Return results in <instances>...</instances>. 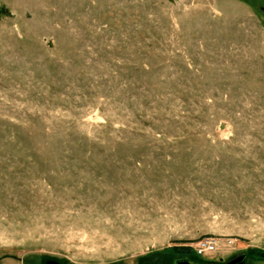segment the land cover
Wrapping results in <instances>:
<instances>
[{
  "label": "rangeland",
  "instance_id": "rangeland-1",
  "mask_svg": "<svg viewBox=\"0 0 264 264\" xmlns=\"http://www.w3.org/2000/svg\"><path fill=\"white\" fill-rule=\"evenodd\" d=\"M49 262L264 264V0H0V264Z\"/></svg>",
  "mask_w": 264,
  "mask_h": 264
},
{
  "label": "built area",
  "instance_id": "built-area-1",
  "mask_svg": "<svg viewBox=\"0 0 264 264\" xmlns=\"http://www.w3.org/2000/svg\"><path fill=\"white\" fill-rule=\"evenodd\" d=\"M216 240L211 238H203L197 241L194 251L197 255H205L206 253L212 252L216 249Z\"/></svg>",
  "mask_w": 264,
  "mask_h": 264
},
{
  "label": "water",
  "instance_id": "water-1",
  "mask_svg": "<svg viewBox=\"0 0 264 264\" xmlns=\"http://www.w3.org/2000/svg\"><path fill=\"white\" fill-rule=\"evenodd\" d=\"M48 264H56L55 262H49Z\"/></svg>",
  "mask_w": 264,
  "mask_h": 264
}]
</instances>
